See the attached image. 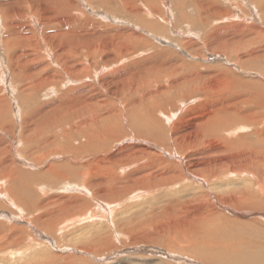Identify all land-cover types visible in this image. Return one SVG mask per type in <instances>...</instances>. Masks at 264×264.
<instances>
[{"label": "rangeland", "instance_id": "rangeland-1", "mask_svg": "<svg viewBox=\"0 0 264 264\" xmlns=\"http://www.w3.org/2000/svg\"><path fill=\"white\" fill-rule=\"evenodd\" d=\"M263 74L264 0H0V261L264 254V161L230 160L264 153ZM232 106L256 128L214 132ZM156 109L146 144L133 131Z\"/></svg>", "mask_w": 264, "mask_h": 264}, {"label": "bare ground", "instance_id": "bare-ground-1", "mask_svg": "<svg viewBox=\"0 0 264 264\" xmlns=\"http://www.w3.org/2000/svg\"><path fill=\"white\" fill-rule=\"evenodd\" d=\"M29 1V0H28ZM147 1V0H146ZM149 1H151V0H149ZM145 2V1H144ZM61 3H62V1H61ZM32 6V5H31ZM149 6H151V5H149ZM238 8V7H237ZM146 10V9H145ZM144 10V11H145ZM250 10V9H249ZM147 11V10H146ZM31 12V11H30ZM61 13V12H60ZM150 15V14H149ZM151 16V15H150ZM246 16V15H245ZM171 17V16H170ZM252 20V19H251ZM3 26V25H2ZM4 28V27H3ZM254 32V31H253ZM256 32V31H255ZM255 34V33H254ZM47 39V38H46ZM49 40V39H48ZM66 42H68L69 43V41H66ZM66 42H62V43H60V44H67ZM73 41H70V43H72ZM230 46V45H229ZM74 47H75V49L76 48H79L80 47V45L79 44H76V45H74ZM86 53H84V55H85ZM88 54V53H87ZM66 59V58H65ZM69 61V62H68ZM67 61V59L66 60H64V61H60L59 60V58L58 57H56V62L59 64V66H60V68H61V70L63 71V73L65 74V76L66 75H68V76H79V75H81V73L82 72H79V71H77V70H75V68H73L74 66H78L79 64H76V65H74V66H70V60H68ZM28 62V60L27 61H25L23 64H26ZM30 62H31V60H30ZM76 63V62H75ZM87 70L88 71H90V69L89 68H87ZM264 75V74H263ZM263 75H261L260 77H261V79L263 78ZM52 77V79L54 78L53 76H51ZM50 77V78H51ZM51 79V81L53 82L54 80H52ZM48 80V77H46L43 81H39V85L41 86L44 82H46ZM39 88V87H38ZM262 100V99H261ZM254 101H256V100H254ZM253 104H256V103H253ZM142 108H140V110H141ZM262 109V108H261ZM133 110V109H132ZM240 109L238 108V107H234V106H232V109L229 111V114H225V113H221V114H218V115H216L215 116V118L213 119L212 118V120L210 121V123L211 124H213L214 126H216V128H218V129H216L214 132H216V133H218L220 130H228L229 131V128L230 127H232L233 129H235L234 131H236L237 130V128H239V125L242 127V126H255L254 124V118H255V114L254 115H240L241 113H240V111H239ZM131 112V111H130ZM141 111H139V110H136V113H134V114H131V116L130 117H133V115H135V116H137V117H135L134 116V118H135V120H138L139 121V113H140ZM158 112L160 113V110L159 109H156V111L154 110V111H152V112H150L149 114H148V118H146V119H148V123H147V125H146V129L148 130L147 132H146V135L145 136H142V135H140L139 133L140 132H142L145 128H144V124H141V126H137L136 127V122L134 121V125H135V127L137 128V131L136 132H134L133 131V136L134 137H136V138H138V137H142V138H144V139H146L147 141H145L146 142V144H149L148 143V141H156V139H155V137L153 136V134H150L149 132H151V133H153L155 130L153 129V127L155 128V129H158V130H161L160 128L161 127H159V126H161L162 124H161V121H160V119L156 116V114H158ZM132 113V112H131ZM129 114V113H128ZM163 115V114H162ZM126 116V115H125ZM261 117V116H260ZM127 119H129V118H125V120H127ZM133 122V120L131 119V123ZM230 122H231V126L230 127H228L229 126V124H230ZM164 123V122H163ZM254 123V124H253ZM161 124V125H160ZM128 125H129V127H130V125L131 124H129L128 123ZM214 126H213V128H214ZM131 127H133V125L131 126ZM134 128V127H133ZM143 130H142V129ZM244 128V127H243ZM255 128H256V126H255ZM135 129V128H134ZM212 129V128H211ZM213 130V129H212ZM248 131V130H247ZM251 131V130H250ZM230 132V131H229ZM161 133V132H160ZM210 133V132H209ZM158 134V133H157ZM166 134V133H165ZM165 134H164V138H165ZM251 134V136L253 135V137H255L257 140H258V142H260L261 143V145H264V137H263V133H259L258 131H254L253 133L251 132L250 133ZM215 135V134H214ZM160 137V136H159ZM170 137V136H169ZM216 137V136H215ZM214 136H212V138H213V141L212 142H214V138H215ZM206 138H211L210 137V135H208ZM219 138H222L221 137V135L219 136ZM243 138V136H241V137H239L238 139H242ZM169 140V139H168ZM171 140V139H170ZM245 140V139H244ZM51 141H53V140H51ZM140 141V140H139ZM158 141V140H157ZM160 141H162V140H160ZM145 142H144V144H145ZM159 143V142H158ZM173 144V143H172ZM218 145H219V143H217ZM226 144V146L225 147H227L228 149L229 148H232L233 146L231 145V144H228V143H225ZM152 145V144H151ZM160 145H162V146H169V142L167 141V139H166V142L165 143H162V144H160ZM228 145H230L231 147H229ZM254 146V145H253ZM223 147H224V145H223ZM171 149V148H170ZM251 147L248 149V148H242V149H240V150H242V151H245V152H247L249 155H246V154H244V156H243V158L242 157H239V156H235V157H232V158H230V160L231 161H237L238 159H244L245 160V158H248V157H250V155L252 156H257V155H260V156H262V159H263V161H264V153L263 152H259V153H257V152H251ZM55 151V150H54ZM77 155H79V148H77ZM94 152V150H91V154ZM165 153V152H164ZM174 153V152H173ZM255 158H257V157H255ZM252 159H253V157H252ZM251 160V159H250ZM239 161V160H238ZM247 161H249V160H247ZM262 161V162H263ZM208 163V161H205V163H204V165H206ZM250 163H251V161H250ZM264 163V162H263ZM262 163V164H263ZM264 165V164H263ZM238 166H240V165H238ZM237 166V167H238ZM260 167V166H259ZM239 168V167H238ZM59 169V168H58ZM71 170V169H70ZM72 170H75V168L74 169H72ZM71 170V171H72ZM240 170V169H239ZM260 170V169H259ZM68 171V170H67ZM76 171V172H75ZM74 172L75 173H73V172H68V174L69 173H72V174H70V175H68V174H66V173H64L65 175H66V177H67V175H68V179L70 178V176H71V178H73V179H75V177H82L81 175H80V170L78 169V170H75ZM62 175V176H65V175ZM54 175V174H53ZM240 175V174H239ZM241 175H242V173H241ZM58 177H61V175H58V176H56L55 175V179L57 178V179H59ZM66 177L64 178V179H66ZM241 177V176H240ZM50 178V177H49ZM62 179V178H61ZM52 180H54V179H52ZM259 180V179H258ZM41 181V180H40ZM71 181V180H70ZM253 181V180H252ZM254 181L256 182V180L254 179ZM253 181V182H254ZM254 182V183H255ZM57 183V182H56ZM258 184V183H257ZM34 185V184H33ZM82 185V184H81ZM259 185V184H258ZM261 185V184H260ZM29 186H30V184H29ZM83 186V185H82ZM76 187V186H75ZM33 188V187H32ZM257 188H260V187H257ZM31 189V188H30ZM261 189V188H260ZM18 192H21V190H20V187L18 188ZM77 190V189H76ZM262 190V189H261ZM260 190V191H261ZM31 191H33L34 192V189H32ZM6 192L9 194V195H12V193H13V190H12V188L11 189H8V190H6ZM27 192V191H26ZM32 192V193H33ZM25 195V194H24ZM248 195H250V194H248ZM260 195V194H259ZM15 196V195H14ZM13 198V197H12ZM20 198V197H19ZM256 198V197H255ZM259 198V197H258ZM260 200V199H259ZM18 201V200H17ZM23 201V200H22ZM25 201H23L22 203H24ZM26 204V203H25ZM241 205V204H240ZM57 209H60V206H57L56 207ZM1 219V218H0ZM7 221V220H6ZM193 228V227H192ZM189 230H191V229H188L187 230V232L189 231ZM51 231V230H50ZM187 232H185V233H187ZM52 233V232H51ZM186 236H187V234H186ZM183 238V237H182ZM187 239V238H186ZM210 239V238H209ZM184 241H188V240H184ZM192 241V240H191ZM1 242V241H0ZM229 242V241H228ZM232 242V241H231ZM177 243V242H176ZM188 243H190V241L188 242ZM198 243V242H197ZM225 244V243H224ZM230 244V243H229ZM228 244V245H229ZM191 245V244H190ZM2 246L3 245H1L0 246V249L2 248ZM188 245H187V243H186V247H187ZM223 246H226V245H223ZM216 247V246H215ZM218 251V250H217ZM233 251V250H232ZM219 252V251H218ZM234 253V252H233ZM254 254H255V252H253ZM252 253V254H253ZM16 254V253H15ZM237 254V253H236ZM240 254V253H239ZM258 254V253H257ZM3 255V254H2ZM163 255V254H162ZM14 256V255H13ZM12 256V257H13ZM231 256V255H230ZM250 256V255H249ZM252 256V255H251ZM247 257L246 255L244 256V257H247L246 259H243V258H241V259H238V260H234L233 261V264H264V254H258L257 256H252V257ZM176 257V256H175ZM239 257H240V255H239ZM227 258V257H226ZM14 259V258H13ZM184 259V258H183ZM236 259V258H235ZM213 261H212V263L213 264H221V260L220 261H217V259H212ZM223 261V260H222ZM226 261V260H225ZM224 262V261H223ZM0 264H5V263H3L2 261H0ZM222 264H231L230 263V261H228V262H225V263H222Z\"/></svg>", "mask_w": 264, "mask_h": 264}]
</instances>
